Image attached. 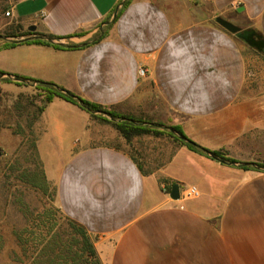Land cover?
Returning a JSON list of instances; mask_svg holds the SVG:
<instances>
[{
    "label": "crops",
    "instance_id": "crops-1",
    "mask_svg": "<svg viewBox=\"0 0 264 264\" xmlns=\"http://www.w3.org/2000/svg\"><path fill=\"white\" fill-rule=\"evenodd\" d=\"M0 2L4 14L12 7L0 30L17 35L0 46L52 37L0 49V83L19 93L35 88L16 76L53 83L117 114L178 127L236 161L166 136L126 141L53 98L36 122L43 172L106 264H264V171L255 168L264 163V51L215 22L253 29L264 42V0H131L118 10L120 0ZM174 184L199 195L172 200Z\"/></svg>",
    "mask_w": 264,
    "mask_h": 264
},
{
    "label": "rangeland",
    "instance_id": "rangeland-1",
    "mask_svg": "<svg viewBox=\"0 0 264 264\" xmlns=\"http://www.w3.org/2000/svg\"><path fill=\"white\" fill-rule=\"evenodd\" d=\"M125 2L120 0L117 10ZM3 14L0 2V19ZM112 21L107 20L104 30ZM7 37H17L8 26L0 30V39ZM32 85L35 88L36 84ZM44 105L45 98L36 89L19 93L0 83V264H32L54 234L60 238V264H106L96 245L98 240L88 233L98 263L82 254V237L56 204L52 185L47 181L49 188L43 193L28 182L43 170L35 147L38 109ZM255 168L263 171L256 164ZM21 175L27 182L20 179ZM48 255L52 258L54 251H48L40 264H47Z\"/></svg>",
    "mask_w": 264,
    "mask_h": 264
},
{
    "label": "trees",
    "instance_id": "trees-1",
    "mask_svg": "<svg viewBox=\"0 0 264 264\" xmlns=\"http://www.w3.org/2000/svg\"><path fill=\"white\" fill-rule=\"evenodd\" d=\"M130 1L131 0H126V2L124 3V6L129 4ZM111 25L112 23L108 25V28ZM105 31L103 32L100 39H102L105 36L106 34ZM246 31L253 32L254 39L261 41L264 45V42L261 40V38L256 34V32L253 29H246ZM41 37L43 36H40L38 38H33L30 40L26 39V40L17 41V42L16 41L15 42H5L3 45L0 46V49L9 48L15 45H20V44H25V43L26 44L34 43V44H40V45H52L51 42H49L48 40H44ZM46 38L49 40H52V37L50 36ZM53 46L56 48H76V47L60 46L57 44ZM262 51H264V49ZM2 75H3V72L0 71V76ZM15 79L16 80L22 79V81L24 82L28 81L30 83H35L36 84L35 89L39 91V93H41L45 98V105L49 103L55 97L66 100L74 105L79 106L83 110L87 111L88 113L92 115V117L99 119L102 122L112 125L126 141H131L132 138L136 136H141V135L168 136L169 138L173 139V141L177 142L178 144L186 146L189 150L205 154L211 159L218 160L222 163H228L230 165H233L236 163L235 160L227 157L224 153L220 151H209V150H206L204 148L197 146L192 141L188 140L184 136L180 128L178 127L165 126L166 127L165 128L162 124H159V123H151V122H147V121L133 118L130 116L117 114L99 105L88 102L87 100H84L81 97L53 83L40 82L37 80L28 79V78H19L17 76L15 77ZM45 105L38 109V112L40 114H42V112L44 111ZM95 113L106 115L109 119L97 117L94 115ZM161 128H164V129H161ZM167 129H171L173 132L167 131ZM239 166L242 168H248L249 164H239ZM256 166L263 169L264 171V164L256 163ZM25 177L26 176L21 175L20 179L27 182V180H25ZM28 182L32 184L34 188H36L37 190L43 193L47 192L49 188L48 182L46 180L43 170L37 174H33L32 177L28 180ZM67 219L69 220V223H70L69 225L72 226V229L78 235L82 237V246L80 248L82 251V254L87 255L91 257L92 259H95L96 263H98L95 251L90 244L86 230L82 226L71 221L69 218ZM57 237H58L57 234H54L52 238H50V240L46 243L44 250L43 251L41 250L37 253L36 259L33 260L32 264H40L41 260L44 259L48 251H50L51 253H53L54 251V256L51 258V256L48 255L47 256L48 259L45 262L47 264H60V238L57 239ZM57 249H58V252H55Z\"/></svg>",
    "mask_w": 264,
    "mask_h": 264
},
{
    "label": "water",
    "instance_id": "water-1",
    "mask_svg": "<svg viewBox=\"0 0 264 264\" xmlns=\"http://www.w3.org/2000/svg\"><path fill=\"white\" fill-rule=\"evenodd\" d=\"M117 14V10L116 12H114L112 20L115 19ZM215 22L221 26L224 30H226L227 32H229L230 34H233L236 38L240 39L241 41H243L244 43H246L249 47L255 49L258 52H261L264 49V45L261 41H258L256 39H254V34L253 32L250 31H246V30H241L240 28H238L237 26L233 25L232 23L217 17L215 19ZM34 30L33 27L29 28V31L32 32ZM42 39H46L49 42H51V40L45 38V37H41ZM1 77V76H0ZM169 131L173 132L171 129H168ZM252 166H254L252 164ZM169 197L172 200H178L180 198V194H179V188L177 184H174L171 187V191L169 193Z\"/></svg>",
    "mask_w": 264,
    "mask_h": 264
},
{
    "label": "built area",
    "instance_id": "built-area-1",
    "mask_svg": "<svg viewBox=\"0 0 264 264\" xmlns=\"http://www.w3.org/2000/svg\"><path fill=\"white\" fill-rule=\"evenodd\" d=\"M22 1H27V0H22ZM11 13H12V7L8 10V12L5 13V16L9 17L11 15ZM139 75L140 76L144 75L143 69L139 70ZM262 99L264 101V94L262 95ZM198 195H199V193L195 188L189 187V188H186L182 191L180 198L190 199V198H196V197H198Z\"/></svg>",
    "mask_w": 264,
    "mask_h": 264
}]
</instances>
